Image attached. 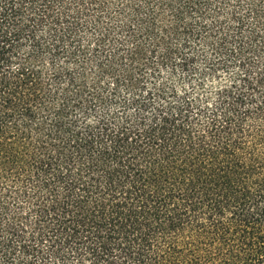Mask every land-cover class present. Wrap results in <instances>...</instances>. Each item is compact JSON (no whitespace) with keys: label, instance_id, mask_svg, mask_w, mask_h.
<instances>
[{"label":"trees","instance_id":"1","mask_svg":"<svg viewBox=\"0 0 264 264\" xmlns=\"http://www.w3.org/2000/svg\"><path fill=\"white\" fill-rule=\"evenodd\" d=\"M0 264H264V0H0Z\"/></svg>","mask_w":264,"mask_h":264}]
</instances>
